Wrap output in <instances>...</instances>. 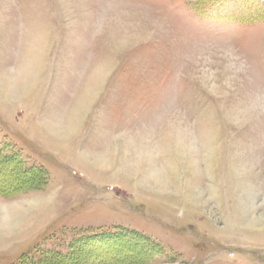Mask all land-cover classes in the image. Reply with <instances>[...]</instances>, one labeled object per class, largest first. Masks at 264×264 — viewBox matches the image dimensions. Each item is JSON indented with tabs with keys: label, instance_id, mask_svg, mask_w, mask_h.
Masks as SVG:
<instances>
[{
	"label": "rangeland",
	"instance_id": "rangeland-1",
	"mask_svg": "<svg viewBox=\"0 0 264 264\" xmlns=\"http://www.w3.org/2000/svg\"><path fill=\"white\" fill-rule=\"evenodd\" d=\"M220 1L0 0V264H264V0Z\"/></svg>",
	"mask_w": 264,
	"mask_h": 264
},
{
	"label": "trees",
	"instance_id": "trees-1",
	"mask_svg": "<svg viewBox=\"0 0 264 264\" xmlns=\"http://www.w3.org/2000/svg\"><path fill=\"white\" fill-rule=\"evenodd\" d=\"M214 1H215V2L218 1L219 4H220V2H221L220 0H214ZM232 1H233V3H236L235 0H232ZM198 2L200 3V0H198ZM198 2L195 3V5H194L196 11L199 12L200 14H202V15L212 16V15H210V14L208 13V12H210V11H209V10L206 11L205 9H203V7H200L201 5H199ZM263 13H264V12H263ZM263 13H262V14H263ZM212 14H213V13H212ZM230 14H231V15H229L230 18H231V17H236V16H237V17H243V18H246V15L239 16V15L234 14L233 12H231ZM260 17H264V14L261 15V16H259V18H260ZM52 259H53V258H52ZM52 259H51V260H52ZM53 260H54V259H53Z\"/></svg>",
	"mask_w": 264,
	"mask_h": 264
},
{
	"label": "bare ground",
	"instance_id": "bare-ground-1",
	"mask_svg": "<svg viewBox=\"0 0 264 264\" xmlns=\"http://www.w3.org/2000/svg\"><path fill=\"white\" fill-rule=\"evenodd\" d=\"M15 85L14 82L11 81H4L2 82V88L3 91L8 95L11 96L10 94H12V90H13V86ZM10 93V94H9ZM53 129V128H52ZM53 131H58V125L55 126V128L53 129ZM57 134V133H56ZM184 141V140H183ZM179 143H182L181 141H179ZM186 143V142H185ZM182 145V144H181ZM188 152V151H187ZM3 225V224H2ZM4 226V225H3Z\"/></svg>",
	"mask_w": 264,
	"mask_h": 264
}]
</instances>
